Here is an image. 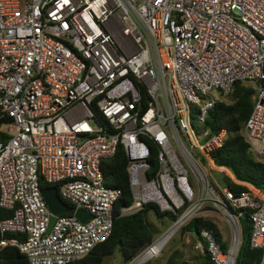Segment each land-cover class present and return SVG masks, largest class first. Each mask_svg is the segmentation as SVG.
I'll return each instance as SVG.
<instances>
[{
    "label": "built area",
    "instance_id": "obj_1",
    "mask_svg": "<svg viewBox=\"0 0 264 264\" xmlns=\"http://www.w3.org/2000/svg\"><path fill=\"white\" fill-rule=\"evenodd\" d=\"M237 82L255 90L244 136L264 161V0H0V208L13 212L0 218V247H18L31 264H73L108 240L121 190L106 186L102 165L122 145L134 197L122 216L147 203L178 215L129 264L159 259L209 199L232 239L225 249L205 230L195 250L208 264H236L247 213L264 264V193L243 184L239 196L219 194L209 178V169H226L212 154L227 135L204 124L231 104ZM142 136L159 148L152 178ZM41 181L72 208L51 231ZM81 209L93 218L82 222Z\"/></svg>",
    "mask_w": 264,
    "mask_h": 264
},
{
    "label": "trees",
    "instance_id": "obj_2",
    "mask_svg": "<svg viewBox=\"0 0 264 264\" xmlns=\"http://www.w3.org/2000/svg\"><path fill=\"white\" fill-rule=\"evenodd\" d=\"M254 88L247 83L237 82L230 95L231 104H218L212 109L207 117L204 128L210 131V135L226 132L227 138L222 148L212 154V158L218 167L228 169L234 178L211 172V185L222 194L224 188H228L232 193L239 196L243 192H248L249 188L243 184H248L264 193V161H259L250 151V145L244 136V129L254 109ZM96 119L104 124L106 120L98 109L93 108ZM197 117H194L196 120ZM9 120V118H5ZM196 124V121H194ZM141 140L150 150L149 163L151 169L149 177H155L161 170L158 160L159 148L152 139L142 136ZM130 160L122 145L119 146L117 154L113 158L103 161L102 170L105 177L106 186L121 190V196L114 208V227L111 237L103 243L97 245L85 258L73 264H108L117 253L120 254L123 264L131 263L145 248L150 246L169 228L171 221L174 222L177 214L173 212L161 211L156 203H147L143 210L131 215L122 216V209L130 207L134 202L131 177L129 172ZM215 173L217 175H215ZM41 187L49 188L50 184L41 181ZM236 214L242 210H233ZM13 216L12 211L0 208V218L5 220ZM155 216L161 220L159 226L151 220ZM167 221L169 223H167ZM241 228V246L236 258V264H260L263 251L253 249L250 244L252 224L244 213L239 217ZM215 233L219 241L223 243L225 249L228 247L223 239V233L214 220L203 215L195 217L182 230V233H190L193 242L205 231ZM8 239L22 237L19 234L8 233ZM3 239L0 230V243ZM164 257L162 258V260ZM211 261L208 254L198 255L194 258L195 264H208ZM0 264H31L28 257L16 246L0 247ZM147 264H152L149 262ZM153 264H189L184 259V253L180 249L174 250L165 261Z\"/></svg>",
    "mask_w": 264,
    "mask_h": 264
},
{
    "label": "rangeland",
    "instance_id": "obj_3",
    "mask_svg": "<svg viewBox=\"0 0 264 264\" xmlns=\"http://www.w3.org/2000/svg\"><path fill=\"white\" fill-rule=\"evenodd\" d=\"M112 27H113V32L121 40L120 34H119L120 28L115 25H112ZM82 115H83L82 112L78 113L79 117ZM212 171H215L216 173L221 174L222 178L225 176L233 177L232 173L228 170L213 169ZM211 172H209L210 178H211ZM216 173L215 175H217ZM200 214L209 219L214 220V222L219 226L220 230L223 233L224 241L229 244L232 239L231 222L227 220V218L223 215L222 210L216 206L215 202L209 199L208 203L202 207ZM151 220L154 223L158 224L159 226H161L162 224L161 220L157 219L155 216H151ZM167 223L169 222L167 221ZM171 224H172V221H171ZM194 244L195 243L193 242V238L191 234L182 233L181 231L169 241L161 257L159 259L153 260L152 264L159 262V261H165L171 255V253L176 249L182 250V252L184 253V259L185 261H187V263L195 264L193 260L198 255V252L195 250ZM163 257L164 259L162 260ZM108 264H123L120 254L117 253L112 259H109Z\"/></svg>",
    "mask_w": 264,
    "mask_h": 264
},
{
    "label": "water",
    "instance_id": "obj_4",
    "mask_svg": "<svg viewBox=\"0 0 264 264\" xmlns=\"http://www.w3.org/2000/svg\"><path fill=\"white\" fill-rule=\"evenodd\" d=\"M42 194L49 209L54 214V216L51 217L49 226V231H51L56 220L55 215L69 214L72 212V208L64 203L59 196L56 187L44 188L42 189ZM78 217L82 222H87L89 219L93 218V215H91L88 211L81 209Z\"/></svg>",
    "mask_w": 264,
    "mask_h": 264
},
{
    "label": "crops",
    "instance_id": "obj_5",
    "mask_svg": "<svg viewBox=\"0 0 264 264\" xmlns=\"http://www.w3.org/2000/svg\"><path fill=\"white\" fill-rule=\"evenodd\" d=\"M221 170H228V169H221ZM229 171V170H228Z\"/></svg>",
    "mask_w": 264,
    "mask_h": 264
}]
</instances>
